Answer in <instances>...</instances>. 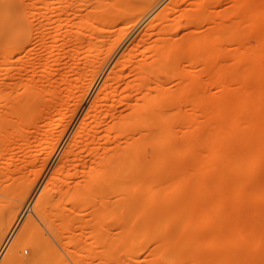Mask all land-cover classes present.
<instances>
[{
  "label": "bare ground",
  "instance_id": "6f19581e",
  "mask_svg": "<svg viewBox=\"0 0 264 264\" xmlns=\"http://www.w3.org/2000/svg\"><path fill=\"white\" fill-rule=\"evenodd\" d=\"M27 1L30 3L21 0L22 5H32L34 0ZM80 1L86 2L85 13L74 9L73 23L61 16H66L65 12L57 14L52 30L50 5L64 4V0H43L36 13L39 41L43 43L40 58L21 63L32 62L30 78L18 72L16 80L6 82L11 58L24 49L18 37L25 35L26 29L18 14V0H0V93L5 92L0 97V174L6 170L3 186L11 182L16 170L35 168L55 146L57 128L74 109L77 93L94 81L103 63L101 56L105 58L112 49L104 45L107 31L117 26L118 31L129 30L134 20L162 3L99 77L56 152L75 154L79 147L86 149L93 157L87 168L92 171L82 178L89 176L91 181L65 187L64 192L56 189L58 182H52L51 188L38 192L33 211L48 234L38 239L36 231H25L31 220L26 216L7 249L2 246L7 256L0 264H264V211L256 203L264 198V184L245 176L238 182L239 198L231 200L239 208L237 224L251 225L250 245L237 252L214 254V242L218 249H224L231 239L220 235L225 232L221 228L214 231V186L204 182L214 175V168H228L227 158L236 160L232 168L264 166L260 158L264 153V0H232L242 2L236 9L224 8L230 0ZM62 21L65 26H75L73 34L83 38L67 55L59 53L66 32L61 30ZM140 43L145 46L142 50ZM235 43H239L238 49L233 48ZM29 44L26 55L31 57L34 48ZM185 58L190 59L188 75L185 68L180 69ZM232 63L238 66L233 69ZM198 64L205 74L201 84L191 71ZM118 67L119 71L126 67L127 76L132 78H119ZM112 78L119 79V85L122 80L121 87L117 82L113 85ZM172 78L177 82L170 83ZM19 84V89H13ZM56 87L57 94L46 100L44 92L52 95ZM214 87L222 94L237 91L241 95L214 101ZM100 100L105 103L104 112L100 111ZM103 123L106 127L101 131L98 126ZM127 133L121 142L109 144ZM214 144L218 147L215 153L222 154L216 163ZM73 163L66 164L74 168ZM94 168H102L97 176L105 178L103 183L92 177ZM156 168L165 169L156 176ZM54 189L62 196L70 193V197L64 203L60 201L63 197L55 202ZM246 198H252L253 204ZM74 220L77 227L85 224L80 236L88 242L76 239ZM197 222L204 228L213 225L205 237L206 247L191 236V227ZM49 236L55 238L68 260ZM260 244L262 253L258 255ZM22 247L35 249L37 259L25 260L20 255ZM235 259L238 261L233 262Z\"/></svg>",
  "mask_w": 264,
  "mask_h": 264
},
{
  "label": "rangeland",
  "instance_id": "374dc122",
  "mask_svg": "<svg viewBox=\"0 0 264 264\" xmlns=\"http://www.w3.org/2000/svg\"><path fill=\"white\" fill-rule=\"evenodd\" d=\"M23 1L26 4L30 3L27 0H23ZM67 1L68 0H64V4H56V5L52 4V5H50V9H52V30L56 27V22H53V21L58 19L57 14L65 12L67 15L66 16L61 15V16H64V18L66 17L65 19H67V18L72 19V23H73L74 22L73 20H75V18L72 16L74 9H77L80 12L82 11L81 13H83V14L85 13V11H84V8L86 5L85 1L75 0V2H74L75 4H73V5H71V4L68 5V3H66ZM250 1H252V0H250ZM255 1L256 0H253V2H255ZM259 1L257 0V2H259ZM18 2H19V6L17 8L18 14H19V16H22V18L24 19V28L26 29V34L18 37V41H20V45L24 49L19 50L18 54L11 58V64H10L11 70L9 72L10 76H7V78L5 79L6 82H12V81L16 80L18 72H21V73L24 72L25 74H28V77L31 76V70H32L31 63L32 62L28 61L27 63L25 62L24 64H21V63H23V61H27L29 59H32V60L39 59L40 58L39 57V50L43 46V43L39 41V32L37 29V27H39L38 25H39L40 20L36 16V13L39 12V9L41 7H43V0H34L32 5H26V6L22 5L21 0H18ZM160 3H162V1ZM160 3H157L154 6H152L139 19L134 20V22L131 24L129 30L125 31L126 33L123 32L122 30L118 31V29H120V28H118V26L111 28L110 29L111 32L109 31L110 34L107 31L108 38H106L107 36L105 37V39H107V41L106 40H105L106 42L104 41V43H105L104 45L106 48H109L108 46H106L108 44L112 49L110 48L111 50L109 52V55L105 56V58L101 56V59L103 61L102 64H104V65L101 66L102 64H100L101 68L99 67L100 69L98 70V74H96V77H95L96 79L94 78V81H91V84L87 85L86 86L87 88L82 90L83 92L81 91V92L77 93L79 96H78L77 101L74 103V107H73L74 109L72 108L73 110L71 111V113L68 116H66V118L64 119L65 122L62 121L60 126H58V128H57L58 131H56V135H57L56 138L57 139L55 140V143H54L55 146L52 148V150L50 152H48V154L44 155L45 156V157H43L44 159L41 158L40 161L36 164L35 168H26L25 170H19V171L16 170L11 176L12 179L9 180L11 182H9V184L6 186L2 185V183L4 184V181H5L4 180L5 174L4 173L6 170L2 171V173L0 174V238H1L0 239V260H1V258L4 259L7 256L6 253L2 252L3 247H5V249H7L6 248V247H8L7 244L13 238L14 232H16L18 230V228H20L21 224L25 222L24 218L26 216L30 217L31 220H30V223L28 225L29 230L26 226L25 228H27V229L25 231H28V232L36 231V236L38 239L42 238V236L44 234H48L47 228L42 224L39 215L37 213H34V211H33V208L35 207V204H34L35 195L38 192L40 193L41 190L43 191L45 189L51 188L52 187L51 185H53L54 182H56V183L58 182V184H59V185L57 184L56 189L59 188V190L61 189L62 191L63 190L65 191L66 188L68 189V187L72 188L74 184H83L85 182L91 181V179H89L90 178L89 176H88V178H82L84 174L89 175L90 171H92V168H89V169H87V168L90 166L89 164H90V161H92L93 157L88 155V152L86 149H83V147H79V149L76 150L78 152L76 153V151H75V154H73V153L71 154V152H70V154L67 152H66V154H64L65 152L63 154L62 153L57 154L56 152H58L59 151L58 148H61L62 145L64 144V142H65L64 139H66L67 135L69 134L68 131L73 126V123H74L73 119H75V117L82 111V109L86 105L87 99L89 98V95L92 93L94 85L98 81L99 77L103 74V72L105 71V69L107 68L109 63L119 54L120 50L124 47V45L131 39L132 34L134 32H136L138 29H144L145 28L144 26H146V22L150 19V17L151 18L154 17V16H150V14H152L154 11H156L158 9V7H160L159 6ZM241 4H242V2H235L234 3L232 0H230V1H228V3H226L224 5V8L236 9ZM31 8H33V9H31ZM64 18L62 17V19H64ZM30 23L32 24V26L30 25ZM64 23L65 22H63V21L60 23V24H62L61 30L62 31L64 30L66 32L62 36V39L60 40L62 47H61L59 53L67 55L71 52L72 45H75V44L82 42L83 38H82V36L78 37V36H75L73 34L75 31V26H73L72 24L65 26ZM154 23H156V22H154ZM120 26L122 27V26H124V24L120 25ZM35 28H36V30H34ZM120 31H121V33L123 32L122 35H120V33H119ZM107 33H106V35H107ZM28 44H29V48L30 47H31V49L34 48V50H32V52H31V54H32L31 57H28L26 55V49L28 48ZM238 44L239 43H235L233 45V48L238 49L239 48ZM140 45H141V47L136 46V48L140 47L139 50L140 49L142 50L143 47H145V46L142 43H140ZM133 48L135 49L134 46H133ZM232 51L235 52V50H232ZM53 59L54 58H52V63H53ZM101 59H100V61H101ZM185 59L186 60H182L184 62H181L180 69L183 70L185 68L184 73H186L188 75L189 72H188V70H186V68L188 69V67H190V65H189L190 59L189 58L188 59L185 58ZM65 60H66L65 62L68 61L67 58ZM104 61H105V63H104ZM226 65H229L228 62ZM237 66H238V64H236V63H232L230 65V67H232L233 69H235ZM119 68L120 67H118L115 70L116 73L119 74V78H122L123 80H128L129 78H132V77L127 76V74H126L127 68L126 67L124 68L123 71H119L121 69V68L120 69ZM1 70L2 69H0V72H1ZM192 70H194L195 75H197L199 77L198 82L200 81V84L203 83V80L205 79V74H203L202 65L198 64L195 67V69L191 68V71ZM122 72H124V74H121ZM120 74H121V77H120ZM190 74H191V72H190ZM123 75L125 77L127 76L128 79H126L127 77L125 78ZM229 77L232 80L234 79L233 75L229 76ZM112 79L113 80L111 82L113 85H117V84L119 85V82H118L119 79H117V78H112ZM173 80H174V82H173ZM121 81H120V85H119L120 87L123 84V82H121ZM116 82H117V84H116ZM176 82L177 81L174 78H172V80H170V83H172V84H174ZM21 86H22L21 84L16 85V86H14L13 89H19ZM212 89H211L212 90L211 92L214 93V101H216L220 98H226V97L232 96V95L233 96H239V94H240L237 91H230V92L222 94V93L218 92L219 91L218 87H214ZM57 90H58L57 87L54 89L52 88V95H48L44 92V96L46 97V100H50L51 98H53L54 95L57 94ZM3 95H5V92L0 93V97H2ZM99 105H100V111L104 112V108H105L104 101L100 100ZM122 108H124V105H122ZM182 108L187 109L188 107L183 106ZM214 112H215V109H214ZM70 115L72 118L70 117ZM103 125H104V123L102 124V126L101 125L98 126V128L100 127L99 130H101L102 128L104 129L106 127L105 125L103 127ZM61 126H62V129H61ZM59 129H60V131H59ZM61 130H62V132H61ZM128 134L129 133L124 135V137H122V138H118L116 140L111 141L109 144H115V143L121 142L125 137L129 136ZM184 137H187V136H184ZM257 146L258 145H255V147H257ZM217 149H218V147L214 144V163H216L219 158H222V154L217 153V152L215 153V151ZM255 149H257V148H255ZM75 155H76V157H75ZM164 155H167V153H165ZM219 155H220V157H219ZM53 156H55V157H53ZM260 158L263 159L262 161L264 163V153L260 155ZM59 159H60V162L57 161ZM171 159H174V158H171ZM41 160H43V161H41ZM61 160L64 163H62ZM227 160H229V162L227 163L228 168H214V175L204 179V182L208 183V185L214 186V207L217 208V210H216L217 219L213 224L214 225V231L216 229L221 228V230L225 231V232L220 233V235L224 236V237L228 236L229 239H231L227 243L229 245H227L224 249H218L217 248L218 243L214 242V246H212V247H214V254H216V253H218V254L223 253L224 254L226 252H237V250H240L241 248L247 247L250 245V237H249L250 233H249V231L251 229V225L248 222L237 224L236 211H237L238 206H236V203L231 202V200L234 201L235 199L239 198L238 182L242 181L245 176L249 175L255 181H257L261 184H264V166L262 164H248L247 168H232V167H234V165L236 163V162H234L235 159L233 160L232 158H229V159L227 158ZM61 163L65 164V166L67 168L62 167ZM66 163H68V164L73 163L76 166H74V168H68V166H67L68 164H66ZM165 164L166 163H164L163 166ZM38 165H42V166H38ZM9 169H11V168H9ZM41 169H44V170H41ZM164 169L165 168H156L155 173L158 174L156 176H159V174H161V171H163ZM35 170H37V171H35ZM58 171H60V172H58ZM93 172L94 173H93L92 177H94V178L97 177V179L99 178L98 182L100 184L105 181V178L102 179L101 177L97 176V175L102 173V168H94ZM68 173H69V175H68ZM39 174H41V175L39 176ZM34 175H36V176H34ZM37 176H38V179L36 178ZM52 176H54V177L52 178ZM69 176H71V177L69 178ZM27 178H29V179L31 178V179L29 180ZM55 179L58 181H56ZM67 179H69V180L67 181ZM27 180L30 181L29 186L28 185L26 186V184H25V181H27ZM14 181H16V182H14ZM60 181H62L65 186L61 184L62 182L59 183ZM64 181L66 184L64 183ZM12 182H14V183H12ZM52 182H53V184H51ZM23 183L25 186L23 185ZM15 186L17 189H15ZM12 187H14V188H12ZM19 187L21 189L22 188L23 189L21 190V189H19ZM56 189H54L56 192L54 190L51 192V194H53V196L51 195L53 197V201L56 202L57 200H59L60 197H63L64 199L60 198V201L62 200L64 203V201H66V199H68L70 197L69 196L70 193L69 194L67 193V195H65L66 196L65 197V196H62L63 194L60 195L61 191L59 192ZM26 196H27V198H26ZM22 198L24 199L23 202H21ZM197 198H202V197H197ZM227 199L229 200L228 203L221 204V201H225ZM60 201H58V202H60ZM245 201L251 205L253 204L252 198H246ZM256 203H257V208L259 210L264 211V198H262L260 201H258ZM18 207H19V209H18ZM3 208H5V209H3ZM62 208H63V206H62ZM16 210H18V213L16 214L17 217L13 215V212ZM39 210L40 209H37V211H39ZM72 215H77V214L74 213ZM7 217H9V218H7ZM9 222H11V223L9 224ZM74 222H75V225L77 227V225H78L77 221L74 220ZM82 224L83 225H81L80 227H77L75 229L74 233H75L76 239H80V240L85 242V241H87L86 239H88V238L80 236V233H82L84 231V228H85V226H84L85 224L84 223H82ZM6 225L8 227H6ZM213 225L204 228L201 226V222H197L195 227H193V228L191 227V232L193 233V234H191V236H193L194 239H198L200 244L203 247H206L205 246V244H206L205 237L212 230ZM4 226H5V228H4ZM31 226H32V228H31ZM4 230L7 232H5ZM4 232H5V235H4ZM239 234L245 235L246 238H244V239L240 238ZM8 235H10V236H8ZM6 237H8V238H6ZM49 238L51 239L52 243H54L58 246L60 254H62L68 260V257L63 253L62 248L59 247V244L56 243L55 238H53L52 236H49ZM233 241H235V242H233ZM231 242H233V243H231ZM261 244L264 245V235H263V241L261 242ZM261 244L258 247V255L262 253ZM212 247H209V248H212ZM20 255H22V257L25 260H28L29 262L35 261L37 259V253H36L35 249H32V248L22 247ZM252 257H254V255ZM237 261H238L237 259L233 260V262H237ZM6 264H8V263H6Z\"/></svg>",
  "mask_w": 264,
  "mask_h": 264
}]
</instances>
